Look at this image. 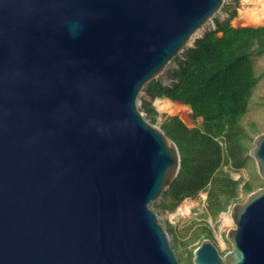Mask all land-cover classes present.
Returning a JSON list of instances; mask_svg holds the SVG:
<instances>
[{
  "label": "water",
  "instance_id": "water-1",
  "mask_svg": "<svg viewBox=\"0 0 264 264\" xmlns=\"http://www.w3.org/2000/svg\"><path fill=\"white\" fill-rule=\"evenodd\" d=\"M225 3L0 0V264H182L153 207L179 151L140 96ZM248 155L264 182V133ZM229 216L192 264H264V185Z\"/></svg>",
  "mask_w": 264,
  "mask_h": 264
},
{
  "label": "trees",
  "instance_id": "trees-1",
  "mask_svg": "<svg viewBox=\"0 0 264 264\" xmlns=\"http://www.w3.org/2000/svg\"><path fill=\"white\" fill-rule=\"evenodd\" d=\"M228 15L223 22L216 19L215 30L206 32L183 52L182 58L174 60L177 68L168 72L170 86L156 80L143 91L150 100L167 98L187 106L191 119L201 120L188 128L177 116L163 118L160 128L175 142L180 167L155 208L161 212H173L183 199L206 193L203 218L214 221L241 202L242 195L262 186L254 178L234 179L231 172L247 167L253 139L261 133L247 113L254 89L264 77V71L258 75L254 66V60L264 55V24L234 28L230 20L237 16V6ZM140 109L151 123H156L157 112L149 102L143 101ZM170 232L174 233L173 248L180 250L183 264H192V251L203 239L213 240L212 229L205 221L194 225L187 238L179 231ZM195 242L197 245L188 249Z\"/></svg>",
  "mask_w": 264,
  "mask_h": 264
},
{
  "label": "rangeland",
  "instance_id": "rangeland-1",
  "mask_svg": "<svg viewBox=\"0 0 264 264\" xmlns=\"http://www.w3.org/2000/svg\"><path fill=\"white\" fill-rule=\"evenodd\" d=\"M237 1L236 0H226L225 5L228 7V10L222 9V11L213 20L214 24H215L216 19H218V21L220 22L227 20L229 18V15H228L229 12L235 6H237V15H239L241 11L252 9V8H255L256 6L254 2H245L244 0H237ZM232 24L234 26L238 25V24L237 25L235 24V19L232 20ZM242 26H246V25H242ZM203 29H204V33L210 32V31H213V26L210 24V25L205 26ZM182 55L183 53L180 54V58H182ZM254 66H255V71L258 75L264 71V55L254 60ZM172 68H177L176 61L171 62L170 67L168 68L167 72L163 76L158 78V80L161 81L162 85H165V86L171 85L172 80L169 77L168 72ZM161 99H166V98H161ZM140 100L141 102L143 101L149 102L151 106L155 108L157 112V118H156L155 125L158 127H161L163 118L167 116L179 117L180 120L188 128H192L195 125H199L201 122L200 119L193 121L191 119L190 108L187 106L181 105L178 102H174V103L179 104L181 107H183V109L177 113H169L166 111L159 110L158 107L155 105V101L157 99L150 100L149 98L146 97L144 92L141 94ZM141 111L145 113L144 110H141ZM247 118L255 121L259 125L261 133H264V77L259 81L257 87L254 89L253 95L251 97V102L249 105L248 113H247ZM231 175L234 179H238L239 177H243L244 179L254 178L256 182H258L259 184H262V186L264 185V182L257 175L255 163L252 159L249 160L248 165L245 169H241L237 172H231ZM245 197L246 195L241 196V202L245 200ZM205 199H206V193H199L198 197L195 199H192V198L183 199L173 212H161L158 209H155V212L159 215V219L161 223L167 224L169 232L171 231V229L172 231H179L181 235L186 234L185 238L189 236L190 232L192 231V227L194 225H197L201 223L202 221H205L209 225V227L212 229L213 243L219 248L221 252H226L229 249V245L225 240V233L228 229L233 228V224L229 216V208L226 212L221 213L214 221H212L210 217L203 218V213L205 212ZM186 200L191 202L189 205L188 213L186 215L178 214V207L181 205L183 201H186ZM158 205H159V202H156L153 204V207L156 208ZM227 221L230 223H228ZM190 226L191 228L187 232H185V229ZM170 233L173 237L174 233L172 232ZM197 243L198 242H195L194 244L190 245L188 249H192V247H195ZM174 250L177 256L179 257L180 250H176V249Z\"/></svg>",
  "mask_w": 264,
  "mask_h": 264
},
{
  "label": "bare ground",
  "instance_id": "bare-ground-1",
  "mask_svg": "<svg viewBox=\"0 0 264 264\" xmlns=\"http://www.w3.org/2000/svg\"><path fill=\"white\" fill-rule=\"evenodd\" d=\"M245 2H254L255 8L247 9L240 12L239 18L235 20V24L241 25H263L264 24V0H244ZM204 33V29L199 30L195 37H200ZM156 100V99H155ZM155 105L161 111L169 113H177L183 109L179 104L170 101L169 99H157ZM191 202L188 200L183 201L178 207V214L186 215L189 211V205ZM226 220V219H225ZM230 220V219H229ZM228 220V221H229ZM227 221V222H228ZM230 223V222H228ZM228 225V224H227Z\"/></svg>",
  "mask_w": 264,
  "mask_h": 264
},
{
  "label": "crops",
  "instance_id": "crops-1",
  "mask_svg": "<svg viewBox=\"0 0 264 264\" xmlns=\"http://www.w3.org/2000/svg\"><path fill=\"white\" fill-rule=\"evenodd\" d=\"M239 16H240V13H239V15H237L234 19L236 20L237 18H239ZM233 20V19H232ZM232 20H230V26L231 27H234V28H236V27H244V26H242L241 24H238L237 26H234L233 24H232ZM247 26V25H246ZM249 26H257V25H249ZM220 35V34H219Z\"/></svg>",
  "mask_w": 264,
  "mask_h": 264
}]
</instances>
